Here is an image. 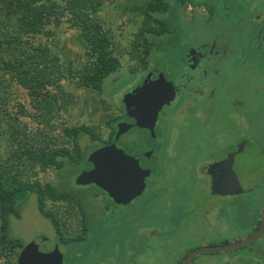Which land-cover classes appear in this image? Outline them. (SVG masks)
<instances>
[{
    "label": "rangeland",
    "instance_id": "374dc122",
    "mask_svg": "<svg viewBox=\"0 0 264 264\" xmlns=\"http://www.w3.org/2000/svg\"><path fill=\"white\" fill-rule=\"evenodd\" d=\"M149 1L101 0V7L94 18L109 34L113 54L119 60L120 69L103 82L101 92L82 89L74 82L67 81H60V91L48 88L60 97L57 105L61 107L58 118L51 119V122L58 124V129L61 126L70 128L85 125L93 130L99 139L91 141L88 136L80 138L79 145L85 155V162L75 168V173L72 174L75 177L86 166L90 152L103 145L109 133L115 130L120 119L122 100L137 84L138 75L139 77L140 74L145 75L146 71L152 69L165 81L172 79L174 82V73L186 69L183 65V53L188 45L192 44L197 49L204 50L215 44L217 59L205 66L206 78L200 79L212 97L201 98L198 102L191 100L193 108L190 111L196 112V115L201 112L208 113L205 124L200 125L191 117L184 121L182 114L178 117L181 111L179 105H174L162 114L161 132L162 151L168 146L170 139L172 140L168 151L170 156L174 157L172 160L176 166L174 172L178 176L169 180L168 185L172 186L173 190L175 185H180L181 181L186 180V170L197 162L203 163L210 158L220 160L226 151L235 150L238 143L241 142L243 145V149L239 148L236 152L232 170L237 176L238 189L244 195L251 194V200L254 198L256 200H249L244 205V210L239 211L242 202H235L231 206L228 204L229 200L236 199L228 198V201H225L217 198L216 211L223 212L220 215L223 219L218 223L222 230L217 228L218 246L221 244V238L233 239V236L243 234L249 227L252 228L254 223L250 222L248 210L256 209L263 204L261 198L264 197V39L258 43L251 34H257L253 20H258L264 13V0H196L198 1L196 6L182 5L178 0H170L165 13L157 15L162 24L156 26L151 24L153 34L143 38L139 34L143 27L141 10ZM60 2L62 5L63 1ZM62 16L58 28H50L52 33L50 36L40 35L34 38L32 43L43 45L51 65L59 63L65 72L68 69L69 72L78 71L88 62V51L82 45L80 31L69 27L68 12H63ZM145 49H148L150 54L147 65H141L138 60ZM10 100L11 110L15 104H21L28 110L31 108L27 92L16 84L11 86ZM186 102V99L182 100L181 108L186 107ZM188 110L189 108H186L187 112ZM22 120L28 123L31 129L35 127L33 123H29V118ZM141 135L140 132L131 134L130 141H127L128 145L137 147L145 144L143 138L139 137ZM170 171L165 168L168 175ZM40 181L57 183L51 171L42 174ZM68 189L73 195L70 198L71 202L46 203V209L64 224L63 235L72 239L65 241L66 245H59L64 264H110L111 261L120 260L124 250L126 253L133 250L132 242L136 237V228L119 229L112 219L105 223L110 216L105 215L104 207L107 200L101 195L100 190L95 187L79 188L73 182ZM169 196L179 201L183 199L184 202L177 207L173 204L171 211L170 208L166 210L167 214L161 211L149 217V224L156 223V226L159 224L164 231L147 250L152 257H156L153 264L158 260H163L167 264L169 255L193 247L195 245L193 241L203 235V226L197 222L193 228L183 213L191 211V205L187 207L188 200H184L185 195L174 191ZM198 199L202 207L209 204L202 197ZM74 200L82 204V207L95 206L94 209L88 210L89 213L86 212L83 232L85 240L82 243H79L76 237L79 236L82 227L79 223L83 221L78 212L80 206ZM137 205H140V202ZM158 207H161L159 201L153 204L151 202L146 210L149 208L157 211ZM178 207L181 208L180 212ZM216 211L213 212V217ZM123 213L129 214L126 211ZM200 215L199 213L198 218H194L198 220ZM143 224L146 225L147 222ZM51 227L49 221L39 214L35 196H31L23 206L19 219L15 217L9 219V234L21 239L25 245L38 237L55 241ZM221 232L225 233L221 235L219 234ZM216 239L210 243L213 244L212 241ZM209 240L205 242L208 243ZM259 244L262 245L259 253L255 251L256 247L248 249L247 252L250 256L257 257V260L261 259L264 264V242ZM144 246L146 244L138 243L136 247L142 249ZM241 253L245 254V251L231 253L229 259L239 257ZM217 256L220 257L218 254ZM83 258L85 263H81ZM235 264H252V261L242 258L235 261Z\"/></svg>",
    "mask_w": 264,
    "mask_h": 264
},
{
    "label": "trees",
    "instance_id": "16d2710c",
    "mask_svg": "<svg viewBox=\"0 0 264 264\" xmlns=\"http://www.w3.org/2000/svg\"><path fill=\"white\" fill-rule=\"evenodd\" d=\"M62 1L64 5L60 0H0V264H16L24 247L21 239L9 234V219L20 218L31 196L36 198L39 214L61 234V223L46 209V203L73 196L68 189L72 174L85 162L80 138L99 141L85 125L58 129V124L51 122L58 118L61 107L57 105L60 97L48 88L60 91V81H67L101 92L103 82L120 69L109 34L94 18L101 0ZM169 1L150 0L142 7L141 37L153 34L151 24H162L157 15L165 13ZM178 1L196 6L195 0ZM63 12H68L69 27L80 31L82 45L88 51V62L74 72H65L58 62L51 65L43 45L32 43L40 35L50 36V28H58ZM148 49L138 60L141 65H147ZM13 84L27 92L30 110L21 104L9 108ZM24 118L35 127L31 129ZM48 171L55 175L56 185L40 181ZM78 205L86 218L83 205Z\"/></svg>",
    "mask_w": 264,
    "mask_h": 264
},
{
    "label": "flooded vegetation",
    "instance_id": "af4514ba",
    "mask_svg": "<svg viewBox=\"0 0 264 264\" xmlns=\"http://www.w3.org/2000/svg\"><path fill=\"white\" fill-rule=\"evenodd\" d=\"M262 16V17H261ZM260 18L258 20H253L255 22V28L256 33L253 35V39L257 40L258 43H261L264 39V13H262ZM260 34V35H258ZM264 42V41H263ZM213 45V46H212ZM209 46L208 49L204 50H199L197 47L194 45H188L184 49L183 53V65L186 67V69L182 72H175V80L173 82L172 79H169L171 81H166V86L167 88L171 91V98L169 101L166 103H163L161 106V109L157 113V117L154 123H152V126L150 125L149 128H143L140 127L137 124L136 117H139L140 115L138 114V110L142 109L144 106L139 102L141 101L142 98H147L150 95H152V91L150 93H145L139 96V91L141 90L142 87H145L147 85V82H145V78L147 77L148 73L151 71H154L152 69L146 71L145 75H141L140 77L138 75V82L137 84L131 88V92L136 91V93L132 96L134 100L129 99L126 103L123 102L122 100V109H121V114H120V119L118 120L115 130L109 133L108 138H107V143L105 142L102 143L100 147L97 149L93 150L90 153H93L94 151L104 148V147H113L117 148L118 151H121L126 157L128 158H136L139 161V166L142 170L148 171L147 177L144 179V189L141 192V194L132 199L128 203L120 202L116 203L111 199L105 192L100 190L98 187L95 185H89V186H77L79 188H89V187H95L101 195L107 200V204H105L104 210H105V215L110 216L109 219L105 217L107 220L105 223L107 224L108 220H111L116 222L117 227L119 229H133L136 228V237L133 239L132 246L133 250L131 252H127L124 250L123 255L120 257V260H115L111 261L110 264H153V259L156 257H152L151 253L147 250H149L150 245L153 244L155 239L157 237H161L162 233L164 231L162 230L161 226L156 223L149 224L148 219L152 215H155V212H166L167 209L170 208L174 204V207H177L181 204H183V199L182 201H179L177 198H173L169 195H172L174 191L180 192L181 194H184V200H188V205H191V211H183V213L186 215L187 220L191 224L193 228L196 227V223L198 222V225L201 224L203 226V235H200L195 239L193 242L195 245L193 247H189L185 251H180L176 253H172L168 257V261L166 262L167 264H184L186 263V259L194 252L198 250H207V249H214L217 247L221 246H226L229 244H233L235 242H240L243 240L248 239L251 237L258 229L260 222L262 220V216L264 213V197L261 198L262 200V206H259L256 209H250L248 210L249 213V218L250 222L254 223V226L252 228H248L243 232V234H237L240 235L239 237L233 236V239H222L221 238V244L217 246V239L219 236H217V228H222L220 227L219 222L222 221V216H220L222 213L217 212V198L219 199H225V201H228L227 199H236V200H229L230 203L228 204H233L235 202H242L241 207L239 211L244 210V205L248 203L249 200H251L250 195H217V180L219 182L223 181V177L226 176L224 175L223 172H221L219 175H217V163L223 162L226 160V158L229 155H234L236 154L237 150L239 148L243 149V145L240 143L237 144V147L233 151H226L223 155V157L220 160H217V158H210L209 160L204 161L203 163L197 162L192 166L190 169L186 170V175L184 181H181L180 185H175L174 188L168 185L169 180L173 178H178L177 173L174 172V169L176 166H174V157L170 156V148H168L169 144L171 146L172 140L170 139V142L168 143V146L162 151V136L163 133L161 132V125H162V114L166 110H170L174 105H179L181 111L178 113V117L182 114L184 121L188 119L189 117L193 118L195 122H199L198 124L204 125L205 117L208 115L203 114H197L196 112L190 111L192 107L191 100H196L197 102L201 98L205 99H210L212 97V94L210 95V91L208 89H205L203 83L200 81L202 78H206L207 75V70L205 68L206 65L210 64L215 58L217 59V51L215 50V44H212ZM212 46V47H211ZM156 71V70H155ZM173 74V75H174ZM143 76V77H141ZM205 76V77H204ZM149 91V90H148ZM186 99V107L181 108L182 105V100ZM189 101V102H188ZM188 105H191V107H188ZM186 108H189L188 112L186 111ZM161 115V117H160ZM205 115V116H204ZM202 118V119H201ZM139 119V124L142 123L145 125L144 119L138 118ZM183 121V123H184ZM119 124H124L127 129L124 133H122L119 136V140L117 142L115 141V137L117 134V125ZM141 133L142 135L139 137L143 138V141L145 144H141L140 146L134 147L128 145L127 141H130V136L131 134H138ZM141 140L139 139V142ZM101 144V143H100ZM245 146V145H244ZM132 149H131V148ZM85 158V157H84ZM236 158V155L234 156V160ZM87 163V161H86ZM143 163V165H142ZM165 163V164H164ZM234 164V163H233ZM86 164L84 166V169L77 174L73 178V183H75V179L77 178L78 175H80L82 172L88 171L91 169V167ZM168 168V171H170V175L165 172V168ZM173 172V173H172ZM234 173V171H233ZM235 174V173H234ZM236 176V175H235ZM182 177H184L182 175ZM237 177V176H236ZM225 180V179H224ZM57 184V183H56ZM55 184V185H56ZM63 188V187H62ZM204 198L207 204L206 206L202 207V204L199 202V197ZM198 197V198H197ZM93 198V197H92ZM256 199H252L251 201H255ZM71 202L69 200H64ZM76 202V200H74ZM161 207H158L157 211L156 210H151L147 209V206H150L151 202L152 204L155 202H158ZM62 202V201H61ZM140 202V205H137V203ZM212 203V204H211ZM232 206V205H231ZM228 207V206H227ZM90 208H95V206L88 207L84 205L83 209L85 212H88V210H91ZM97 208V207H96ZM178 212H180V207L177 208ZM129 212V214H125L123 212ZM196 211V212H195ZM216 211L219 216L216 215L213 217V212ZM79 214H81L82 221L83 223H79V225H82L80 228V234L79 236L77 235V239L79 240V243H82L85 239L83 237V232H84V221L85 217L82 214V211L80 208H78ZM89 213V212H88ZM199 213L201 214L199 219L198 218ZM90 215H93V213ZM94 216V215H93ZM209 218H208V217ZM196 217V218H194ZM226 220V218L224 219ZM223 220V221H224ZM147 222L146 225L143 223ZM247 222V221H245ZM256 224V225H255ZM52 228V227H51ZM53 229V228H52ZM60 229H61V234L57 233L53 229V235L55 236V242L59 248V245H66L65 241H70L72 240L70 237L66 238L63 235L62 230H64V224H60ZM239 230V229H238ZM225 232H221L219 234L223 235ZM206 234H209L206 236ZM62 235V236H61ZM87 236V235H86ZM85 236V237H86ZM210 239V240H209ZM216 239V241L213 244L210 243L211 240ZM205 240L208 243L205 242ZM33 241V240H32ZM264 242V234L262 237L257 240L255 243L244 247L243 249H237L235 251L231 252H206L201 255H197L193 258H191L188 263L186 264H235V261H240L242 258L244 260L252 261V264H262V260H257V257H252L250 256L248 249L256 247L255 251L260 252L262 250V245L259 243ZM143 244L144 248L141 249L137 248V244ZM210 243V244H209ZM27 245V243H26ZM24 244V247L26 246ZM256 245V246H255ZM23 247V248H24ZM22 248V249H23ZM21 249V250H22ZM20 250V251H21ZM239 250H244V253H241V256L239 257L235 256L233 259H229V256L231 253H236ZM264 250V249H263ZM19 251V253H20ZM250 251V250H249ZM220 255V257L217 256ZM62 255V254H61ZM19 256V255H18ZM220 258H223L222 260H218ZM17 261V260H16ZM254 261V262H253ZM87 262V259H86ZM247 262V261H246ZM81 263L84 262V258L81 261ZM64 264V262H63ZM87 264V263H85ZM102 264V263H101ZM155 264H165L163 260H158L157 263Z\"/></svg>",
    "mask_w": 264,
    "mask_h": 264
},
{
    "label": "water",
    "instance_id": "95a60500",
    "mask_svg": "<svg viewBox=\"0 0 264 264\" xmlns=\"http://www.w3.org/2000/svg\"><path fill=\"white\" fill-rule=\"evenodd\" d=\"M145 79L147 85L141 88L139 96L150 93V91H152V95L139 101L144 107L138 110L140 116L136 117V120L140 127L149 128L155 122L157 113L163 103L170 100L171 91L167 88L166 81L162 76L154 71L149 72ZM135 93L136 91H133L127 95L123 102L126 103L129 99L131 100ZM132 100L134 99L132 98ZM138 118L144 119L146 121L145 125L139 124ZM124 126L126 125H117V134L114 142H117L119 136L126 131L127 128ZM235 155H229L226 160L217 163V175L221 172L226 175L223 177L222 182L217 180V195L237 196L243 194L237 187V177L232 170ZM87 164L91 169L77 176L75 179L76 186L95 185L116 203H128L138 197L144 189L143 183L148 171L140 168L138 159L126 157L117 148L104 147L94 151L88 156ZM263 234L264 213L257 231L248 239L214 249L198 250L186 259V263L191 258L206 252L225 253L247 247L259 240ZM16 264H63V256L55 242L48 238L38 237L20 251Z\"/></svg>",
    "mask_w": 264,
    "mask_h": 264
},
{
    "label": "crops",
    "instance_id": "0c3cea01",
    "mask_svg": "<svg viewBox=\"0 0 264 264\" xmlns=\"http://www.w3.org/2000/svg\"><path fill=\"white\" fill-rule=\"evenodd\" d=\"M196 2H198V1L195 0V4L198 5ZM199 6H200V5H199Z\"/></svg>",
    "mask_w": 264,
    "mask_h": 264
}]
</instances>
